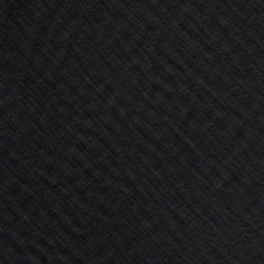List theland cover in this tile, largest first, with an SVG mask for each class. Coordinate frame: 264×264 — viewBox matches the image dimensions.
<instances>
[{"label":"water","instance_id":"obj_1","mask_svg":"<svg viewBox=\"0 0 264 264\" xmlns=\"http://www.w3.org/2000/svg\"><path fill=\"white\" fill-rule=\"evenodd\" d=\"M0 264H264V0H0Z\"/></svg>","mask_w":264,"mask_h":264}]
</instances>
